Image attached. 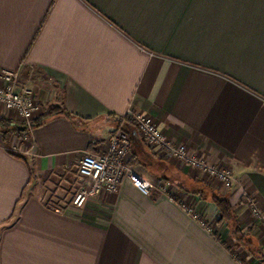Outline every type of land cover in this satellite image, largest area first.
<instances>
[{"label":"crops","instance_id":"obj_1","mask_svg":"<svg viewBox=\"0 0 264 264\" xmlns=\"http://www.w3.org/2000/svg\"><path fill=\"white\" fill-rule=\"evenodd\" d=\"M1 68L34 89L40 122L24 148L0 130V264H242L194 184L227 197L264 249V0H0ZM130 109L230 166L235 183L157 156L129 120L130 164L177 199L127 179L82 207L50 204L43 184L104 149ZM0 115L22 124L2 105Z\"/></svg>","mask_w":264,"mask_h":264},{"label":"built area","instance_id":"obj_2","mask_svg":"<svg viewBox=\"0 0 264 264\" xmlns=\"http://www.w3.org/2000/svg\"><path fill=\"white\" fill-rule=\"evenodd\" d=\"M0 105L8 111L16 113L21 118L23 121L21 125L24 126L21 131L24 139H27L26 144L29 143L30 135L28 133L35 126L36 115L40 106L34 89L28 84L20 83L19 70L0 69ZM129 120L135 123L143 140L157 156L177 161L189 169H195L212 180L222 182L228 188L235 183L236 178L230 166L212 164L206 157L192 152L186 144L171 141L153 116L130 109L124 116L119 118L118 124L104 149L99 152H84L79 158L78 175L83 185L73 197L72 202L74 205L84 206L89 199L104 189L117 192L127 179L143 194L151 195L154 190L159 188L169 196L177 199L180 193L171 182H164L157 186V183L141 174L130 164L132 141L125 131V123ZM25 151L31 153L30 148ZM182 204L209 231H214V227L202 219L194 211L192 205ZM242 264H253V262H243Z\"/></svg>","mask_w":264,"mask_h":264},{"label":"rangeland","instance_id":"obj_3","mask_svg":"<svg viewBox=\"0 0 264 264\" xmlns=\"http://www.w3.org/2000/svg\"><path fill=\"white\" fill-rule=\"evenodd\" d=\"M20 122L23 123L22 120ZM17 138H18V141H20V143L22 144V148H24V146H26L27 139H24L23 132L21 130L17 132ZM192 170L196 171L195 169H192ZM62 172H65V174L63 175L55 174L54 176L52 175V178L46 181L45 184H43V194L45 195L49 203L53 205H62L64 203L63 201H65L66 199H69V200L71 198L73 199L76 192L83 185V182L78 175V167L77 169L73 168L67 171H62ZM219 183L223 187L228 188L222 182H219ZM204 187L205 186H203V188ZM203 188L201 186L197 187V184L196 185L194 184V187H192V189L196 191L203 189ZM204 194L207 196L211 195L208 189L204 191ZM221 223L225 224L224 222H221ZM226 228H227V232L223 230V233L221 235H223V237L226 239V243L228 244L227 246L232 250L235 257L241 263L243 262L249 263L252 261L253 264H259V262H257L256 259H254L255 257L251 255L246 250L245 247H243L242 245H239L238 242L230 236L227 225H226ZM244 233L249 236L248 230L244 231Z\"/></svg>","mask_w":264,"mask_h":264},{"label":"trees","instance_id":"obj_4","mask_svg":"<svg viewBox=\"0 0 264 264\" xmlns=\"http://www.w3.org/2000/svg\"><path fill=\"white\" fill-rule=\"evenodd\" d=\"M59 112H65L68 115H71L68 111L61 109L60 107H52L48 114H54ZM40 121H36L35 125ZM0 130L4 134H13L20 131L11 121L7 120L5 117L0 115ZM17 156L23 157L22 154L14 152ZM206 189L211 193L210 196L202 194V197H210L211 201L214 202L216 207L219 210L220 217L218 222H224L229 230L230 236L238 242L239 245H242L246 250L253 255L257 260L264 263V249H262L258 244H256L247 234L244 233V230L240 226L238 215L236 213L235 206L231 201L222 195L220 192L216 191L214 188H203L198 192H204ZM192 192H196L193 190Z\"/></svg>","mask_w":264,"mask_h":264},{"label":"water","instance_id":"obj_5","mask_svg":"<svg viewBox=\"0 0 264 264\" xmlns=\"http://www.w3.org/2000/svg\"><path fill=\"white\" fill-rule=\"evenodd\" d=\"M19 129H20V130H23V129H24V126H23V125H21V126L19 127Z\"/></svg>","mask_w":264,"mask_h":264}]
</instances>
